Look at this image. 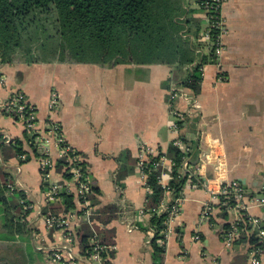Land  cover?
Instances as JSON below:
<instances>
[{
  "label": "crops",
  "instance_id": "0c3cea01",
  "mask_svg": "<svg viewBox=\"0 0 264 264\" xmlns=\"http://www.w3.org/2000/svg\"><path fill=\"white\" fill-rule=\"evenodd\" d=\"M182 4L185 13L181 16V32L190 44L200 43L201 47L195 50L197 59L176 72L166 58L135 61L131 56L103 64L73 60L29 64L22 59L0 64V76L4 79L0 83V100L21 95L35 108L39 132L48 121L57 124L65 143L82 159L89 184L99 191L94 193L95 210L109 204L118 207L117 217L106 225L99 224L94 216L93 228L99 237V230L112 234L111 242L106 244L114 247L108 252L109 264H154L150 242L155 231L149 222L151 216L139 215V210L145 209L149 192L147 176L138 167L141 148L165 154L176 136L189 145L195 140L199 157H203L199 175L226 181L236 179L252 192H264V0L223 1L220 16L224 21V49L218 66L216 62L203 65L197 94L176 83L187 78L205 50L199 39L187 32L188 24L200 35L199 29L204 30L206 23L196 0H182ZM187 19L193 20L184 23ZM173 86L182 88L195 103L194 115L177 132L170 128ZM52 93L57 95L53 110L49 109ZM186 105L184 101L177 102L180 110ZM23 130L19 121L0 113V166L7 174L3 191L5 211L0 201V254L6 253L5 248L11 253V245L18 244L20 236H28L36 251L48 254L47 264H69V254L75 257L74 264H101L85 258L77 239L67 243L61 233L45 228L41 211L46 205L37 156L20 162L8 146L12 139L23 142ZM57 155V147L51 143L50 158L55 162L52 179L73 192L76 202L72 180L65 179L63 165L57 167ZM171 173L172 166L160 173L163 186L171 180ZM14 189L23 196H15ZM8 196H14L13 205ZM180 196V211L167 225L170 232L164 245L159 244L164 247L162 264H250L249 252L255 243L251 230L241 232L230 246L222 238V231L237 219L233 211L223 210L203 188L186 182ZM172 198L167 191L158 207L168 205ZM21 199L29 204L28 215L23 214L20 206L16 207L22 204ZM208 201L212 211L206 217L201 212ZM6 213L8 219L14 217L24 222L27 230L17 233L7 226ZM246 213L259 217L264 226L262 209L252 207ZM53 249L61 251V263L51 262Z\"/></svg>",
  "mask_w": 264,
  "mask_h": 264
},
{
  "label": "trees",
  "instance_id": "16d2710c",
  "mask_svg": "<svg viewBox=\"0 0 264 264\" xmlns=\"http://www.w3.org/2000/svg\"><path fill=\"white\" fill-rule=\"evenodd\" d=\"M184 13L182 0H0V64L18 59L29 64L54 60L103 64L113 61L116 63L131 56L135 61L137 58L142 61H163L166 58L168 60L165 61L173 65L176 72L185 65L192 64L197 59L196 48L201 47L200 43L190 44L189 38L183 36L181 16ZM187 20L184 23H191L193 19ZM188 26L187 32L192 33L194 39H199L198 31H192L189 24ZM217 35L218 29H212L211 41H215ZM196 62L187 78L176 83L189 88L194 94L200 91L201 66L207 62H215L212 47ZM27 112L28 108L24 109V115ZM0 113L19 121L15 113L6 114L4 110H0ZM183 122H179L180 126ZM34 138L35 134L28 133L24 128L23 142L19 139L9 141L8 146L12 147L20 162L29 160L32 155H39V145ZM2 144L0 142V147ZM190 146L192 150L188 154L174 145L169 146L165 154L172 159L173 165L172 178L166 186L160 183V169L155 167L158 156H148L143 167L147 186L150 188L146 194V209L158 207L167 191L172 193L173 198L180 196L187 179L179 171L183 158L188 155L192 165H195L198 158L197 147L193 143ZM63 162L59 160L57 167H61ZM6 177L7 174L0 166V201H5L3 191L6 189ZM64 177L70 179L71 174L64 173ZM42 189H46V183H42ZM89 192L91 194L88 197L92 204L94 193L99 191L90 185ZM13 194L23 196L16 189ZM59 197L60 202H49L42 208V215H58L72 210H76L79 215L83 213V209H77L73 192L63 189ZM27 205L29 204L26 201L25 205L18 204L16 207L20 206L23 214L28 215L31 209H24ZM95 212V219L99 224L106 225L117 217L118 207L109 204ZM167 216V212H162L153 213L149 218L155 231L150 242L154 264H162L163 261L164 247L159 245L158 240L163 238L161 232L165 228ZM6 225L17 233L27 230L26 224L20 223L19 218L6 220ZM96 229L99 230L98 226ZM99 234L102 236V243L111 242L112 234L109 230H99ZM91 235L89 225L82 221L77 230V241L84 254L89 253ZM104 264H109V261Z\"/></svg>",
  "mask_w": 264,
  "mask_h": 264
},
{
  "label": "built area",
  "instance_id": "2783aa9c",
  "mask_svg": "<svg viewBox=\"0 0 264 264\" xmlns=\"http://www.w3.org/2000/svg\"><path fill=\"white\" fill-rule=\"evenodd\" d=\"M199 9L204 12V18L206 20L205 29L202 32L201 39L204 46V53L209 52L212 47L214 53L216 66L217 62L223 52V45L221 38L224 32V21L220 16V7L224 0H196ZM212 29H218V35L215 41H211L210 32ZM203 66L200 71L202 72ZM202 74V73H201ZM221 76H219L220 78ZM4 79L0 76V83H3ZM184 101L187 105L184 110H180L177 107L178 101ZM193 98H189L185 95L184 90L180 87L173 86L170 92L169 112L172 116V122L170 128L173 132H177L180 129L179 122L187 121L194 115L193 110L195 103L192 102ZM57 105V95L51 94L49 101V109L53 110ZM28 108V114L24 115V109ZM0 110H4L6 114H17L19 121L23 124V127L30 134H35L34 141L39 145L37 156L38 168L42 178V183H46V189L43 191V201L46 204L60 202L59 193L65 186L61 185L57 181L52 179V170L55 167V162L50 158L51 143L57 147V161L63 160V170L65 173L71 174L72 186L74 187V193L77 202V209H83L82 214H78L76 210L60 213L58 215H43V222L46 229H52L61 233V236L67 243H72L77 239V230L81 222H86L92 235L89 239L90 250L85 258L88 261H97L101 264L109 259L108 252L114 250L111 245H106L101 242L99 235L96 233L94 226V216L96 215L95 207L91 204L89 193V179L82 164V159L78 153L69 145H67L63 139V135L60 127L48 121L43 131L38 130L36 111L33 106L28 104L25 99L18 94L13 95L10 99L0 100ZM173 145L179 148L181 152L189 153L192 149L189 143L183 140L181 137H174ZM158 156V160L155 163L156 168L163 169L171 167L172 161L160 151L148 150L141 148L139 150L138 167L141 170L142 175L146 176L144 172V163L148 160V156ZM203 157H199L200 165L188 164V155L183 158L181 168L184 175H186V183L193 184L196 187L203 188L209 197L215 199L220 207H225L226 210L233 211L237 219L230 223L223 231L222 238L226 246L232 245L236 240L240 238V234L243 231L251 230L254 234L255 243L251 246L249 252L250 264H264V226L259 217L248 215L246 212L249 208L258 207L264 211V192L257 194L244 187L236 179L231 180H218L214 178H205L203 175H199L198 171L203 165ZM188 159V160H187ZM215 161V160H214ZM218 164L215 161V168ZM84 169V172H83ZM161 177V175H160ZM146 185V184H145ZM150 191L149 187H146ZM69 190V189H68ZM181 196L171 199L168 205L157 207L155 209H141L139 215L151 216L153 213L159 214L160 212H167L168 216L165 221L166 228L163 230L164 238L159 240L160 245H164L165 239L170 232V228H167L180 211ZM210 201L205 202L203 205L202 214L208 216L211 210ZM42 214V211H41ZM74 256L68 255V263L74 264ZM63 257L59 249H53L50 252V260L54 263H61ZM64 263V262H63Z\"/></svg>",
  "mask_w": 264,
  "mask_h": 264
},
{
  "label": "rangeland",
  "instance_id": "374dc122",
  "mask_svg": "<svg viewBox=\"0 0 264 264\" xmlns=\"http://www.w3.org/2000/svg\"><path fill=\"white\" fill-rule=\"evenodd\" d=\"M203 14H204V12H203ZM204 21L206 23V20H204ZM199 30L201 31L200 35H199V37H200L199 41L202 43V42H204L203 39H201L203 29L200 28ZM195 40H196V38H195ZM26 56L29 57V55L27 53H26ZM15 196H17V194ZM8 201H10L11 205H13L14 196H8ZM20 202L22 203V205H25L26 201L21 199ZM1 208L3 211H5L6 206L4 205L3 201L1 202ZM26 208H30L29 205L25 206L24 209H26ZM4 214H5V212H4ZM4 218H5L4 222L6 220L7 221L9 220L8 219L9 216L7 217V213L4 216ZM22 224H24V222H22ZM22 233H24V232H22ZM36 239H37V237L34 238V242L37 244L38 240H36ZM14 246H15V248H14ZM11 249L13 251V252L11 251V253L9 252L8 248H5L6 253L0 254V259L3 260L1 262H4L5 264H44V263L47 264L48 254H46L44 252L36 251L34 246H33L32 241H30V239H28V236L27 237L20 236L19 243L15 244V245L12 244ZM93 264H98V263L93 262Z\"/></svg>",
  "mask_w": 264,
  "mask_h": 264
},
{
  "label": "water",
  "instance_id": "95a60500",
  "mask_svg": "<svg viewBox=\"0 0 264 264\" xmlns=\"http://www.w3.org/2000/svg\"><path fill=\"white\" fill-rule=\"evenodd\" d=\"M193 143L195 142V140L194 141H192ZM197 164H199V162H198V158H197V160L195 161V165H197Z\"/></svg>",
  "mask_w": 264,
  "mask_h": 264
}]
</instances>
